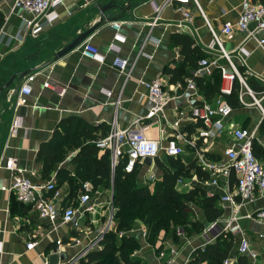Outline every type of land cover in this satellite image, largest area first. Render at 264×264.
Returning <instances> with one entry per match:
<instances>
[{"label": "crops", "instance_id": "1", "mask_svg": "<svg viewBox=\"0 0 264 264\" xmlns=\"http://www.w3.org/2000/svg\"><path fill=\"white\" fill-rule=\"evenodd\" d=\"M109 1L62 0L54 8V20L37 35L31 36L24 31L22 18L31 19L33 16L19 9L12 10L13 0H0V15L3 19L0 28V89L12 80L0 92V264H48V256L53 252L65 256L57 264L69 263L98 234V228L107 222L108 202L112 198L110 189L92 191L90 184L91 203L95 211L84 213L78 229L63 224L60 219L52 222L39 217L31 207L18 203L9 190L13 171L3 166L7 159H13L24 176L35 183H44L54 178V174H42V162L37 160V152L42 143L51 139L62 119L77 117L90 126L98 127L95 131L98 138L107 133L114 119L121 129L129 127L135 120H141L142 124L147 125L146 135L164 146L175 134L170 123L183 113L182 132L197 147L206 148L204 156L207 159L222 161L224 150L232 143L230 130L204 143L203 139L197 137L198 124L185 117L196 103L208 102L214 105L219 93L214 92L206 97L197 85L196 90H192L186 83L183 87L178 82L171 83L165 68L174 67L183 60L181 46L172 42L175 35H183L191 38L202 52L196 61L197 67L201 58L216 62L210 75H195L197 67H186V70L194 76H201L207 85L218 76L217 66L232 72V67L220 56L217 46L210 48V28L220 33L223 23H234L238 19L242 0H199L202 13L192 3H188L184 7L190 12L189 21L184 20L175 3L167 4L152 26V2L160 6L164 0H122L120 11L116 8L108 11L111 15L118 14L119 18L106 22L101 20L97 5ZM251 2L264 4V0ZM114 23L119 24L117 29ZM249 27L252 29L255 24L251 23ZM89 29L92 31L77 47L60 57L55 56L79 34ZM257 36L264 37V31L258 32ZM86 42L97 48L102 61L83 57L81 52ZM222 48L229 54L230 61L248 87L254 93L263 91L264 51L257 42L245 39L244 33L237 32L232 39L222 41ZM116 58L126 61L125 72L129 73L127 79L117 66H113ZM24 72L26 74L19 78ZM158 77L173 99L164 107L162 115L148 118L152 103L146 89L138 81ZM25 82L30 85L31 92L26 97L25 105L16 106L19 89ZM45 82L47 87L44 86ZM245 99L250 102L248 96ZM13 120H18L19 127L11 135L9 130ZM227 120L235 126L255 130L257 155H264V130H261L264 118L255 106L238 105L232 108ZM183 146L186 152L179 156L180 161L184 164L195 161L193 149ZM76 151L69 152L61 164L72 170L73 165L69 160ZM158 158L167 161V156L162 153ZM155 159L138 163L139 179L142 178L148 184L146 181L155 178L149 184L150 187L161 173ZM190 174L189 177L181 178L191 180V188L177 183L176 188L179 191L194 187L212 190L216 197L214 205L222 211V216L215 220L221 227L228 216V205L219 200L221 187L210 186L207 178L199 177L194 171ZM59 190L62 200L58 202V208L77 206L81 191L75 196H69L66 182L59 186ZM194 208L197 217L201 219V211ZM259 209H264V196L246 203L240 212L245 214ZM90 224L96 231L90 230ZM240 225L253 240H256L257 233H264V223L241 219ZM204 230L199 234L182 237L178 244L165 240L151 245L144 241L145 236H137L140 247L135 256L147 264H166L167 261L169 264H190L193 250L213 235L212 231ZM235 240V246L229 254V264H236L234 259L238 239ZM29 242L35 243L32 249L27 247ZM171 248L174 249L172 255L169 251ZM257 249L260 254L259 264H264V247L258 244ZM162 251L164 255L160 257Z\"/></svg>", "mask_w": 264, "mask_h": 264}, {"label": "built area", "instance_id": "2", "mask_svg": "<svg viewBox=\"0 0 264 264\" xmlns=\"http://www.w3.org/2000/svg\"><path fill=\"white\" fill-rule=\"evenodd\" d=\"M61 2L62 0H13L11 9H19L33 16L31 19L22 18V26L24 27V31L29 32L31 36H35L54 20L56 17L54 8L60 5ZM172 3L176 4L177 10L182 14L184 20L187 21L191 20V15L184 7L186 4L192 3L201 12L199 0H164L160 6L152 2L154 16L150 22L151 26L158 21L163 7ZM263 16V3L242 0L238 19L234 23H223L220 33H216L210 28L212 33L210 48L217 46L220 56L232 67V72H227L223 66H217L221 84L219 98L216 103L214 105L208 102L196 103L191 106L189 115L185 116L190 121L199 124L197 137L203 139L204 143H206V140L215 139L223 132L230 130L232 143L224 150V159L222 161L207 159L204 156L206 148L197 147L194 141L187 140L186 134L182 132L181 126L182 119H184L183 113H180L170 123V127L175 131V134L167 140L164 146L160 145L157 140L149 138L146 135L147 125L142 124L141 120H135L129 127L121 129L117 126L116 120L114 119L110 122L107 133L95 141L96 146L100 150L109 152L112 170L125 156L126 160L123 168L127 173L134 170L136 163H141L147 159L154 160L159 157L160 153L167 157L176 158L186 152L183 145H187L193 149L197 165L202 171L208 174V184L210 186L221 187L222 193L219 200L221 203L228 205V216L223 220V225L219 227L217 221L210 223L204 232L212 231V237L208 238L197 248L203 249L206 244L212 242L219 235V232L229 233L238 239L237 252L246 255L249 258V264H259L260 254L257 245L259 244L264 247V233H257L255 237L257 241L253 240L240 225V220L248 219L263 224L264 209L245 214H241L240 211L246 203L264 196V156L257 157L253 152L255 130L235 126L230 120H227L232 112V107L226 101L225 97L232 93L234 83L237 80L240 87L237 94L239 105L255 106L264 118V90L259 93H254L248 87L245 79L230 61L229 54L223 50L222 41L224 39H232L235 33L241 32L245 34V39H254L257 45L264 51V37L259 38L257 36L258 32L264 31ZM251 23L255 24V27L252 29L249 27ZM114 27L117 29L119 24L114 23ZM1 34L2 32L0 30V37ZM81 54L83 57L93 60H103L97 48L89 42L84 44ZM215 65V60L210 61L206 57L201 58L194 74L210 75ZM113 66H117L120 72L124 73L125 79L129 77V73L125 72L126 61L116 58L113 61ZM138 84L146 89L147 96L152 103L147 117L151 118L162 115L164 107H166L173 97L164 88L161 78L158 77L149 81L139 80ZM186 84L188 88L196 90V84L192 78H188ZM44 86L47 87L48 84L45 82ZM30 92V85L26 82L23 83L19 89L16 106L25 105L26 97ZM245 96L250 98V102L245 99ZM18 127V120H13L9 130L10 134L14 135ZM3 166L13 171L9 190L15 199L22 204L29 205L41 218L48 219L52 222L60 219L63 224L78 229L80 227V219L84 213H93L95 211L94 205L91 203L89 182L82 184V191L78 197L76 207L67 205L60 209L57 207V204L62 200V195L59 188L56 187L53 177L44 183H35L24 176L22 170L17 168L13 159H7ZM232 181L233 185H231ZM176 183L191 188V180L185 181L180 177ZM206 195L209 197L215 196L212 190L206 191ZM108 208V219L102 232L82 250L77 256V259L91 251L92 247L99 243L103 235L112 229L114 213L112 198L108 202ZM124 234L125 232L120 231L118 236L121 237ZM177 234L183 236V230L178 229ZM143 236H145V233H143ZM34 245V242H29L27 247L28 249H32ZM169 251L172 255L174 249L171 248ZM163 255L164 252H160V257ZM169 263L167 261L166 264ZM222 264H229V259L226 258Z\"/></svg>", "mask_w": 264, "mask_h": 264}, {"label": "trees", "instance_id": "3", "mask_svg": "<svg viewBox=\"0 0 264 264\" xmlns=\"http://www.w3.org/2000/svg\"><path fill=\"white\" fill-rule=\"evenodd\" d=\"M2 23L0 15V28ZM172 42L181 46L183 60L174 67L165 68V73L170 75L169 81L178 82L183 87L186 80L192 78L206 97L214 92L219 93L221 84L219 72L207 85L201 76H194L186 70V67L196 68V61L202 56L201 50L193 44L192 39L175 35ZM239 88L236 80L232 93L225 97L232 108L239 105L237 97ZM97 129L98 127L90 126L77 117L62 119L51 139L42 143L37 152V160L42 162V174L45 176L54 174L57 188L66 182L69 186V196H75L78 191H82L84 182L91 184L92 191L99 188L112 191L113 227L103 235L98 243L99 248L92 249L86 254L82 260L86 264H147L133 255L140 247L139 239L136 235L126 232L136 220H141L149 230L146 239L149 244L155 245L156 242L165 240L178 244L182 236L178 235L176 230L182 229L188 237L199 234L206 225L222 216V211L214 205L216 197L207 196L204 189L194 187L187 191H179L176 188L177 179L189 177L191 171L199 177H208L196 161L184 164L179 157H167V161L156 158L155 163L161 173L151 188L149 184L139 183L138 163L132 172L124 171L125 156L113 170L111 169L109 152L100 150L95 144L99 137L95 133ZM261 130H264V120ZM73 150L77 151L69 160L73 165L71 170L61 163ZM253 152L257 157L264 156L257 155L254 141ZM194 207L200 208L201 219L196 216ZM120 231L125 232L121 237L118 236ZM235 241L229 233L218 235L203 249L196 248L193 251L190 264H222L229 258ZM236 253L234 259L236 264H249L246 255L237 251Z\"/></svg>", "mask_w": 264, "mask_h": 264}, {"label": "water", "instance_id": "4", "mask_svg": "<svg viewBox=\"0 0 264 264\" xmlns=\"http://www.w3.org/2000/svg\"><path fill=\"white\" fill-rule=\"evenodd\" d=\"M120 1L122 0H110L109 2H107L106 4H98L97 8H98V12L100 14V18L103 21L109 22V21H114L116 19L119 18V15H111L108 11L116 8L118 9V11H120L122 9V5L120 4ZM92 31V29L86 30L85 32L79 34L72 42H70L68 45H66L64 48H62L61 50H59L55 56L56 57H60L62 55H64L65 53L69 52L70 50L74 49L75 47H77L80 43H82L86 37L90 34V32ZM26 73H22L19 75V78H22ZM12 80H10L9 82H7V84L4 85V87H2L0 89V92L2 91V89L7 88L8 85L11 83ZM148 160V159H147ZM65 259V256L63 254H60L58 252H53L52 254H50L48 256V264H57L59 260H63Z\"/></svg>", "mask_w": 264, "mask_h": 264}, {"label": "rangeland", "instance_id": "5", "mask_svg": "<svg viewBox=\"0 0 264 264\" xmlns=\"http://www.w3.org/2000/svg\"><path fill=\"white\" fill-rule=\"evenodd\" d=\"M145 179V178H144ZM155 178L153 177V179H151L150 181L148 180V181H146V182H148V184H150V183H152L151 181H153ZM145 181V180H144ZM144 181H143V179L141 178V179H139V183L140 184H145L144 183ZM151 188H152V185H151ZM111 190V189H110ZM199 210H200V208H199ZM196 216H197V214H196ZM100 226V225H99ZM104 226H105V224H102L101 226H100V228H98V231L99 232H97L98 234H96L95 235V237H93V239L92 240H94L95 238H96V236H98L99 234H100V232H102V230H103V228H104ZM90 230H93L94 229V227L93 226H91V224H90ZM93 231H96V229H94ZM214 231H216L215 229H214ZM126 232H127V234H131V235H136V236H142L143 235V233H145V237H144V241H146L147 242V235L149 234V230L147 229V227L143 224V222L141 221V220H136L135 222H134V224L129 228V229H127L126 230ZM176 232H177V230H176ZM222 233H225V232H219V235L220 234H222ZM186 233H184L183 234V238H186ZM188 237V236H187ZM142 238V237H141ZM157 243V242H156ZM87 245H89V243L87 244ZM87 245H85L84 246V248L87 246ZM83 248V249H84ZM96 248H99V246H98V244L97 245H94L93 247H92V249L94 250V249H96ZM82 249V250H83ZM82 250L73 258V260H71L69 263L70 264H86L85 263V261H82V260H84L85 259V256L86 255H84L83 257H81V258H79V259H77V256L82 252ZM137 251V250H136ZM136 251L134 252V256L136 255L135 253H136Z\"/></svg>", "mask_w": 264, "mask_h": 264}]
</instances>
